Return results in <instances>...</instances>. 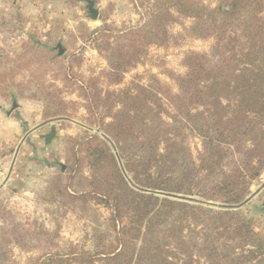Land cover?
<instances>
[{
	"label": "trees",
	"instance_id": "trees-1",
	"mask_svg": "<svg viewBox=\"0 0 264 264\" xmlns=\"http://www.w3.org/2000/svg\"><path fill=\"white\" fill-rule=\"evenodd\" d=\"M184 1L171 8L195 20L199 38L214 41L210 51L187 53L175 86L137 78L104 101L92 98L110 119L104 137L76 141L74 165L61 173L88 164L89 190L69 196L108 209L107 227L95 229L93 252L73 248L36 264H264V238L239 212L264 170V0ZM163 7L170 21L161 4L120 32L118 47L104 43L117 81L140 62L138 46L165 41ZM190 139L201 143L196 157Z\"/></svg>",
	"mask_w": 264,
	"mask_h": 264
},
{
	"label": "rangeland",
	"instance_id": "rangeland-1",
	"mask_svg": "<svg viewBox=\"0 0 264 264\" xmlns=\"http://www.w3.org/2000/svg\"><path fill=\"white\" fill-rule=\"evenodd\" d=\"M93 1L97 20L82 0H0V117L13 118L21 126L17 131L6 129L0 137V149L10 156L3 178L12 175V181L0 187V264H36L73 248L95 250L94 231L106 229L109 210L93 202H73L69 196L89 190L92 172L86 162L79 175L62 174L61 166L67 171L74 165L73 148L80 151L76 141L104 137V124L110 119L103 121V101L109 92H118L137 78L147 84L156 77L175 86L171 75L185 74L186 54L208 52L214 43L199 38L193 18L171 8L175 0ZM184 2L218 5V0ZM161 4L171 14L167 21L163 7L165 41L138 46L140 62L127 67L117 81L104 43L118 47L120 32L143 25ZM106 26L107 35H98ZM92 98H101L102 105L95 109ZM14 101L19 107L8 116ZM189 145L196 157L200 141L190 139ZM60 186L69 188L66 194L60 195ZM263 205L264 170L239 209L254 220L264 238Z\"/></svg>",
	"mask_w": 264,
	"mask_h": 264
},
{
	"label": "crops",
	"instance_id": "crops-1",
	"mask_svg": "<svg viewBox=\"0 0 264 264\" xmlns=\"http://www.w3.org/2000/svg\"><path fill=\"white\" fill-rule=\"evenodd\" d=\"M11 127H15V131H17L21 126L20 124H18V122H15V120H13V118H8L6 117V119H3L0 117V137H4L6 135V129H11ZM10 156L3 152L0 149V181H1V186L6 187L9 182L12 181V175L11 176H7L6 179H4V175H5V168H6V160L9 158ZM18 159V158H17ZM14 167L11 166V171L13 173Z\"/></svg>",
	"mask_w": 264,
	"mask_h": 264
},
{
	"label": "water",
	"instance_id": "water-1",
	"mask_svg": "<svg viewBox=\"0 0 264 264\" xmlns=\"http://www.w3.org/2000/svg\"><path fill=\"white\" fill-rule=\"evenodd\" d=\"M82 1L87 3L88 8H89V12L92 15V19L93 20H97L98 19V11H96L94 9L95 3L93 1H90V0H82ZM58 48H60V53L59 54L62 55L63 54V50L61 49V45H59ZM18 107H19L18 103L16 101H14L13 104H12L11 111L8 112V116H10L13 111L18 109ZM263 211H264V205H263Z\"/></svg>",
	"mask_w": 264,
	"mask_h": 264
}]
</instances>
